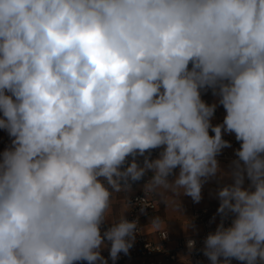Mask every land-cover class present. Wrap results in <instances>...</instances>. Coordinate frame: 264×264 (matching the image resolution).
<instances>
[{"label": "clouds", "instance_id": "clouds-1", "mask_svg": "<svg viewBox=\"0 0 264 264\" xmlns=\"http://www.w3.org/2000/svg\"><path fill=\"white\" fill-rule=\"evenodd\" d=\"M0 129V264H115L139 228L114 193L149 172L196 203L228 176L203 254L264 264V0H0Z\"/></svg>", "mask_w": 264, "mask_h": 264}, {"label": "crops", "instance_id": "crops-1", "mask_svg": "<svg viewBox=\"0 0 264 264\" xmlns=\"http://www.w3.org/2000/svg\"><path fill=\"white\" fill-rule=\"evenodd\" d=\"M202 99L208 103L212 104L216 101V97L213 95L212 90L208 89L202 93ZM226 112L221 105L217 106L216 115L212 119V124H221L223 122ZM210 135H213L210 131ZM223 138L230 142L231 147L224 148L220 155L217 156L220 168L223 172L227 173L231 171L232 161L237 159L235 156V151L239 148L237 140L234 134L224 133ZM11 143V138L8 136L7 132L0 129V153L8 147ZM160 149L153 150L151 153V158H157ZM139 162L142 164L143 157L138 158ZM178 171V170H177ZM151 172H149L140 181L132 183L131 189L128 191H122L120 193H114V203L111 218L119 219L123 214L126 217L128 215V204L130 198L136 194L141 187L144 185L146 179L150 178ZM174 179V176H170L169 180ZM232 180L228 176L221 178L217 176L216 178L210 179L207 183L203 185L202 188V199L199 203H196L189 196L181 195L176 196L170 191L164 189H157V208L155 210L146 211L142 214V228L143 231L151 238H156V233L158 230L166 229L174 237H181L186 235H191L202 231V225L195 221L192 217L193 210L195 208L209 207L213 210H217L219 207V199L216 196V192L226 184L231 183ZM250 182L245 179V187L248 186ZM154 216H159L162 218L163 223L157 229L153 227L150 223V219ZM190 223V226H188ZM106 224L111 226V220L107 221ZM106 243V242H105ZM204 248V247H203ZM101 250L103 256L105 250ZM145 259H135L130 262L123 264H144ZM81 264H87V262H81ZM173 264H211L210 260L203 254L202 258L194 262L189 258H184ZM231 264H241V262L234 259Z\"/></svg>", "mask_w": 264, "mask_h": 264}, {"label": "built area", "instance_id": "built-area-1", "mask_svg": "<svg viewBox=\"0 0 264 264\" xmlns=\"http://www.w3.org/2000/svg\"><path fill=\"white\" fill-rule=\"evenodd\" d=\"M237 144L240 147V142L237 141ZM148 179H146L145 183ZM143 186L130 198L131 203L128 204V215L125 217L129 221L137 220L139 231L136 234L134 244L130 248L129 253H121L115 264H123L135 259H145L144 264H173L184 258H189L194 262L199 261L203 256L206 236L210 232H214L220 222L221 217L217 214V210L209 207L195 208L193 210V219L203 227L202 231L198 233L174 237L168 230L161 229L157 231L156 238L153 239L143 231L142 214L157 208V191L144 192ZM142 207H146L143 212L141 211ZM231 219L230 215L225 220L226 226L230 224ZM108 227L110 225L105 223L102 225L101 231L103 232ZM189 241H193L194 244L189 245ZM105 242L110 247V243ZM109 247L105 250L103 257L107 259L108 264H113L109 256ZM233 261L234 259L231 263Z\"/></svg>", "mask_w": 264, "mask_h": 264}]
</instances>
